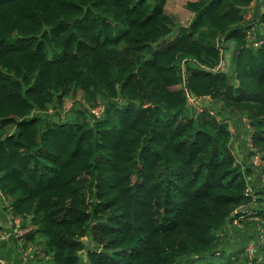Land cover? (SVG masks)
I'll return each instance as SVG.
<instances>
[{
    "label": "trees",
    "instance_id": "trees-1",
    "mask_svg": "<svg viewBox=\"0 0 264 264\" xmlns=\"http://www.w3.org/2000/svg\"><path fill=\"white\" fill-rule=\"evenodd\" d=\"M253 1L188 0L184 25L168 0H0V203L30 227L23 248L11 238L19 257L32 246L51 264L257 261L226 250L228 225L264 220V0Z\"/></svg>",
    "mask_w": 264,
    "mask_h": 264
},
{
    "label": "rangeland",
    "instance_id": "rangeland-1",
    "mask_svg": "<svg viewBox=\"0 0 264 264\" xmlns=\"http://www.w3.org/2000/svg\"><path fill=\"white\" fill-rule=\"evenodd\" d=\"M188 0H168L167 5H166V12L168 14H170L171 16L174 17V19H176L179 23L187 25L192 16H193V12L190 11L187 6ZM256 0L253 1V3L255 4ZM252 11L247 12L245 15L247 17L252 16ZM264 26V24H263ZM79 95H81V91L78 92ZM209 97H201L198 101H196V103H200V104H207L209 102ZM190 101H195L194 97H191ZM66 108L71 107L72 106V100L69 99L66 101ZM70 110H65L64 115H69L68 113ZM70 116V115H69ZM234 127H235V133H233V137H232V145H233V149H234V153L236 156V159L238 162H243V160L245 159V149L243 148V144L245 143L247 144V141L250 140V136H248V131L245 130V133H242V129H241V125L240 122L237 125H232L231 128V132L234 131ZM238 129V131H237ZM9 130H11V128H9ZM243 134V135H242ZM246 160V159H245ZM248 162L246 161V164ZM256 183V187H254V192H260L261 189H264V180H255ZM251 191V190H249ZM263 198H264V194H260ZM259 196V195H256ZM1 201V200H0ZM3 212L2 209V202L0 203V213ZM1 215V214H0ZM7 220V221H6ZM261 219H259V217H256V229L252 228L251 226H248L245 228V225L243 223H240L238 220L234 221L233 225H228L226 227V232L228 233V240L226 242V250H228V252H233L235 251V248H242L243 246L247 248H250L249 245H253V246H258L259 245V222ZM7 223H6V222ZM14 220H10V218L7 217V219H0V223L2 222V224H7L10 223L12 224ZM18 221L20 222V220L18 219ZM255 225V224H254ZM30 230V227L27 229ZM256 236V238H255ZM17 238V237H16ZM24 238V235H23ZM18 239V245L19 247L23 248V243L25 242L24 239ZM84 240H86L87 244L89 247H95V244H93L89 239L84 238ZM9 242H13L11 239L9 240ZM2 244V242L0 241V245ZM1 248V246H0ZM33 247L29 246L27 249H24L23 251V255L22 257H19V255H17V252H14L11 256L12 259L9 262H6V264H51L50 261V257L44 255V249H40L39 252H35L36 255L32 258H29V255H27V252L29 254H33ZM99 249V247H97ZM2 249V248H1ZM5 250V248H4ZM3 250V251H4ZM256 258L257 261L253 262V264H264V259L262 258V254L261 251L258 250V252L254 251L253 254ZM21 258V260H20ZM85 258V254L83 253V261ZM217 262L219 259H215ZM251 261L249 262H244L243 264H250Z\"/></svg>",
    "mask_w": 264,
    "mask_h": 264
},
{
    "label": "built area",
    "instance_id": "built-area-1",
    "mask_svg": "<svg viewBox=\"0 0 264 264\" xmlns=\"http://www.w3.org/2000/svg\"><path fill=\"white\" fill-rule=\"evenodd\" d=\"M259 43H264V39H262ZM254 44H257L256 42H254ZM191 99V97H190ZM94 114H96L97 116L100 115V111L99 109H94L92 111ZM252 161L255 165H259L261 162V158L258 154H255L252 158ZM250 190V189H249ZM19 217H16L14 219V224H8L7 229H2L0 230V241L1 242H9V240L14 236L17 237L19 239H23V235L24 233L27 231V229H22L19 227V221H18ZM20 220V219H19ZM14 225V226H13ZM259 245L258 246H262L264 248V220H260L259 225ZM250 248H247L246 251L249 253V255H253L255 249L257 248L256 246L253 245H249ZM262 249V248H261ZM264 252V251H263ZM0 264H6V260L4 258L0 257Z\"/></svg>",
    "mask_w": 264,
    "mask_h": 264
},
{
    "label": "crops",
    "instance_id": "crops-1",
    "mask_svg": "<svg viewBox=\"0 0 264 264\" xmlns=\"http://www.w3.org/2000/svg\"><path fill=\"white\" fill-rule=\"evenodd\" d=\"M256 5V2H255V4L252 2L251 3V6H255ZM193 14V13H192ZM1 215H0V219L2 220V219H7V217L5 216V214H4V211L3 212H1L0 213ZM7 221V220H6ZM1 250H2V252L3 253H0V256L2 257V258H4L5 260H6V262H9L11 259H12V254L15 252L14 250H13V247H12V243L11 242H3L1 245ZM4 248H5V250H4ZM4 250V251H3Z\"/></svg>",
    "mask_w": 264,
    "mask_h": 264
}]
</instances>
